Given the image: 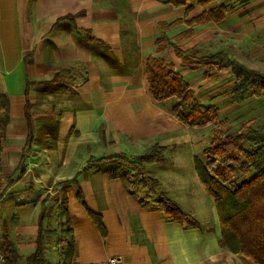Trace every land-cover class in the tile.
I'll use <instances>...</instances> for the list:
<instances>
[{"label":"crops","instance_id":"crops-1","mask_svg":"<svg viewBox=\"0 0 264 264\" xmlns=\"http://www.w3.org/2000/svg\"><path fill=\"white\" fill-rule=\"evenodd\" d=\"M221 5L227 11L219 22L186 24ZM176 20L182 23L161 28ZM201 28L209 29L203 37L197 35ZM189 29L190 37L174 41ZM163 36L183 51L225 52L240 62L224 48L199 55L192 47L212 39L225 48L264 44V0L180 6L171 0H0V232L17 250L19 264L36 251L41 230L45 264L61 263L64 208L75 242L72 264H104L113 256L122 264H254L219 245L221 225L207 189L206 220L193 210L188 215L198 225L175 221L136 192L146 168L158 162L142 168L97 162L118 155L134 160L154 145L167 148L164 160L179 144L192 143L187 126L171 114L176 100L152 98L146 63L149 56L163 58L196 93L188 76L203 70L183 67L171 46L158 53L156 40ZM224 72L232 78L227 69L203 74L204 81ZM89 211L102 216L104 235Z\"/></svg>","mask_w":264,"mask_h":264},{"label":"trees","instance_id":"trees-1","mask_svg":"<svg viewBox=\"0 0 264 264\" xmlns=\"http://www.w3.org/2000/svg\"><path fill=\"white\" fill-rule=\"evenodd\" d=\"M189 1L191 0H171L177 6L187 5ZM226 11L227 8L221 5L185 22L189 26L219 22L225 17ZM181 23L182 20H176L169 24H161V28L167 29ZM193 32V29L186 30L176 35L174 41L188 38ZM175 42L163 36L156 40V50L160 53L170 46L173 47L183 67L190 70L202 69L205 78L229 69L233 78L231 93L236 102L263 96L264 73L241 64L225 52L198 56L181 50ZM146 73L149 92L155 101L161 102L171 98L176 100L171 109L174 118L190 128H204L211 124L215 126L212 141L203 151L207 162L203 163L195 157L194 164L199 179L215 202L221 225L219 245L234 254H242L254 264H264V125L255 126V120L249 119L240 125L236 133L228 134L223 129L226 123L223 121L226 119L220 117L216 108L199 100L197 93L171 63L161 57L149 56ZM4 100L3 98L2 102L7 108ZM166 151V147L154 145L135 160L118 155L102 158L97 162L115 160L142 167L144 163L161 161ZM18 177L19 174L14 180ZM73 182H76V179H73ZM78 197L84 204L80 191ZM157 205L159 211L169 219L199 224L167 196H160ZM62 213L65 215L62 232L67 236L65 239L67 245L61 253L60 264H72L75 242L65 208ZM89 214L104 235L106 230L102 216L91 211ZM43 234L41 230L37 249L26 259L27 264H45ZM3 239L6 264H19L20 256L14 245L7 236L3 235Z\"/></svg>","mask_w":264,"mask_h":264},{"label":"rangeland","instance_id":"rangeland-1","mask_svg":"<svg viewBox=\"0 0 264 264\" xmlns=\"http://www.w3.org/2000/svg\"><path fill=\"white\" fill-rule=\"evenodd\" d=\"M208 31V28L198 29L197 35L203 37ZM262 42L263 40H260L259 44L255 45H249L245 42L239 46L229 44L225 48V46L216 45L212 39L208 43L199 41L192 49L197 54L204 55L224 48L229 50L228 53L231 57L238 59L243 65L264 73V44ZM188 79L197 91L198 98L206 105L217 108L221 118L226 119V121H223L226 122L223 129L228 134L236 133L240 125L249 119L255 120V126L264 125V94L260 98H252L241 103L234 102L230 93L232 78L227 72L215 75L208 82L204 81L203 74L200 71L191 74ZM168 103H175V100H168ZM214 127L213 124L204 128L186 127L187 133L191 132L192 134V143L190 145L179 144L177 150L172 149L171 154H168L166 159L146 168L145 179L138 183L136 189L139 197L148 204H151L152 201L154 204H158L160 196L166 194L170 196L172 194L175 198H181V201H178L171 197L184 213L194 214L193 210H195L203 219L208 217L210 206L209 204L206 206V202L203 200L206 188H204L205 186L195 171L194 157H198L203 163L207 162L203 151L212 141ZM152 177H158L156 182L152 181ZM152 187L155 190H150ZM179 190H183V192L180 194ZM151 192L154 196H149ZM64 245L66 248L67 244Z\"/></svg>","mask_w":264,"mask_h":264},{"label":"built area","instance_id":"built-area-1","mask_svg":"<svg viewBox=\"0 0 264 264\" xmlns=\"http://www.w3.org/2000/svg\"><path fill=\"white\" fill-rule=\"evenodd\" d=\"M1 119H2V108L0 106V124H1ZM5 193L3 190V178H2V174L0 171V211L2 210L3 207V199H4ZM3 244H4V239H3V235L0 232V264H6V255L3 251ZM60 250H64L65 249V245L62 244L60 245ZM123 263V259L119 256H113V257H109L106 262L104 264H122Z\"/></svg>","mask_w":264,"mask_h":264}]
</instances>
